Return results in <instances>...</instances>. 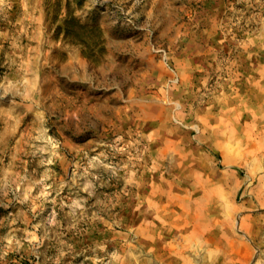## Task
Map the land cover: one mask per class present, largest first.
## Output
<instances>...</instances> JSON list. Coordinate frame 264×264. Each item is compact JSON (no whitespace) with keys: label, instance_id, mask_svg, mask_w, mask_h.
<instances>
[{"label":"rangeland","instance_id":"rangeland-1","mask_svg":"<svg viewBox=\"0 0 264 264\" xmlns=\"http://www.w3.org/2000/svg\"><path fill=\"white\" fill-rule=\"evenodd\" d=\"M0 264H264V0H0Z\"/></svg>","mask_w":264,"mask_h":264},{"label":"bare ground","instance_id":"bare-ground-1","mask_svg":"<svg viewBox=\"0 0 264 264\" xmlns=\"http://www.w3.org/2000/svg\"><path fill=\"white\" fill-rule=\"evenodd\" d=\"M226 183H227V181H226ZM237 183H239V180ZM227 203H228V201H227ZM166 217H167L166 222L170 226L174 225L175 229H176V227L179 226V224H177V222L170 219V216L169 217L166 216ZM197 217L192 216V218L194 220H197ZM245 223H246V220H243L242 225H244ZM198 224H202V225L207 226V223L205 224V222L198 223ZM180 226L181 227H178L174 232L173 231L170 232V231H168V229H165V228H156L155 231L152 233V235L150 236V240H149V248L151 249V252L153 253V255L156 258H158L161 261L162 260L164 261L176 252L180 253V252L186 251L185 246L181 247V245H180V249L177 250L178 245L175 242V240H176V238L177 239L180 238L181 240H188L190 238L189 236H191V232L188 229H190V227L193 228L194 226L192 224H190V227L183 226V225H180ZM246 232H248V233L251 232V227H248V228L246 227Z\"/></svg>","mask_w":264,"mask_h":264}]
</instances>
